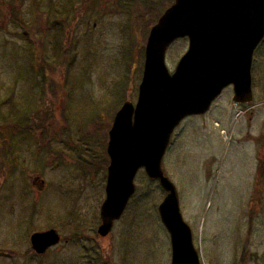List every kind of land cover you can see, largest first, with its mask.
I'll return each instance as SVG.
<instances>
[{
  "label": "rangeland",
  "instance_id": "rangeland-1",
  "mask_svg": "<svg viewBox=\"0 0 264 264\" xmlns=\"http://www.w3.org/2000/svg\"><path fill=\"white\" fill-rule=\"evenodd\" d=\"M38 1L37 14L24 0V30L0 0V264H171L158 212L166 194L144 170L111 234L97 236L108 133L122 105L136 104L150 30L131 27L126 0ZM187 48L171 45L169 72ZM251 72L252 102L224 90L181 122L162 161L200 264H264V40ZM12 113L26 119L8 121ZM51 229L60 243L35 255L30 236Z\"/></svg>",
  "mask_w": 264,
  "mask_h": 264
},
{
  "label": "water",
  "instance_id": "water-1",
  "mask_svg": "<svg viewBox=\"0 0 264 264\" xmlns=\"http://www.w3.org/2000/svg\"><path fill=\"white\" fill-rule=\"evenodd\" d=\"M180 39L188 40V48L171 73L167 51ZM263 40L264 0H174L159 17L147 38L136 104L122 105L108 133L99 237L111 234L135 194L137 173L144 170L166 194L158 212L170 236L171 264H200L176 187L162 161L181 122L206 114L227 87H233L236 104L252 102L253 56ZM60 241L53 229L30 236L38 255Z\"/></svg>",
  "mask_w": 264,
  "mask_h": 264
},
{
  "label": "trees",
  "instance_id": "trees-1",
  "mask_svg": "<svg viewBox=\"0 0 264 264\" xmlns=\"http://www.w3.org/2000/svg\"><path fill=\"white\" fill-rule=\"evenodd\" d=\"M32 1V5H33V9L35 12H37V14L39 13V1L38 0H31ZM120 2H124L123 0H119ZM173 0H126L125 2L128 3V6L133 3L135 5V12H136V16L134 19V24L131 27L134 28H138V29H142L145 35L148 34L149 30L156 24L157 20L159 19V17L164 13V11L173 4L172 2ZM23 4H24V0H11L10 2V15L8 17V20L16 25L22 26L23 29L24 27L28 28L27 24H25L23 22V18H22V8H23ZM168 5V6H167ZM52 5L48 4V9L45 11V13H41V19L43 17H48L52 12ZM1 13V11H0ZM59 11H57V13L55 14V16L59 15ZM35 20L37 21V15L35 14ZM54 16V15H53ZM53 23V22H52ZM37 24V22H35V25ZM52 27V25H51ZM33 28V27H32ZM25 30V29H24ZM139 32H137L138 34ZM143 35V34H142ZM27 36V33L24 37ZM130 49H127L126 51V58L129 60H131V56H130V51H128ZM128 53V54H127ZM67 52L64 53V55H66ZM133 61V60H132ZM126 60H125V64H126ZM121 84V83H120ZM120 84H117L115 86V88H118V86L120 87ZM7 103V110L9 111H13L15 112V105L14 103H12V96H8V98L5 99ZM4 100V101H5ZM3 101V102H4ZM4 103H1V105H3ZM114 114V113H113ZM5 117V116H4ZM18 118H23L26 119L25 116L22 117H17L16 113H12L10 115V119L8 121H13V120H17Z\"/></svg>",
  "mask_w": 264,
  "mask_h": 264
},
{
  "label": "flooded vegetation",
  "instance_id": "flooded-vegetation-1",
  "mask_svg": "<svg viewBox=\"0 0 264 264\" xmlns=\"http://www.w3.org/2000/svg\"><path fill=\"white\" fill-rule=\"evenodd\" d=\"M228 88H231L232 89V91H233V87H231V86H229V87H227L226 89H228ZM226 89H224V90H226ZM223 93V92H222ZM234 97V96H233ZM243 104H245V103H243ZM247 109V108H246ZM245 109V110H246ZM40 181V183L42 182L43 183V181H41V180H39ZM98 236V235H97ZM99 237V236H98ZM29 242H30V239H29ZM49 250V249H48ZM48 252V251H47ZM46 252V253H47ZM33 253L35 254V255H37V256H43V255H38V254H36L34 251H33Z\"/></svg>",
  "mask_w": 264,
  "mask_h": 264
},
{
  "label": "bare ground",
  "instance_id": "bare-ground-1",
  "mask_svg": "<svg viewBox=\"0 0 264 264\" xmlns=\"http://www.w3.org/2000/svg\"><path fill=\"white\" fill-rule=\"evenodd\" d=\"M226 139V138H225Z\"/></svg>",
  "mask_w": 264,
  "mask_h": 264
}]
</instances>
